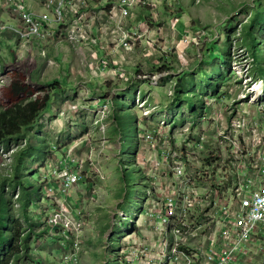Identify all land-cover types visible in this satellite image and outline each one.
Segmentation results:
<instances>
[{
  "label": "built area",
  "instance_id": "2783aa9c",
  "mask_svg": "<svg viewBox=\"0 0 264 264\" xmlns=\"http://www.w3.org/2000/svg\"><path fill=\"white\" fill-rule=\"evenodd\" d=\"M39 2L42 11L37 12L27 0H5V11L17 23L0 21V33L11 31L18 35L28 50L36 44L45 57H49L48 47L64 50L65 43L78 52H89L92 58L85 67L93 77L86 76L87 83L94 77L104 78V83L122 78L131 82L127 79L129 57L157 34L151 25H143L139 13L141 6H153L154 0ZM159 32L163 33V29ZM173 32L166 35L173 36ZM205 34L204 30H187L181 38L184 43L199 44ZM234 64L236 74L245 78L247 95L213 115L206 114V105L200 121L210 116L208 129H183L179 139L161 135V129L141 133L142 140L152 146L164 142L160 147L161 160H150L151 166L161 171L149 175L153 194L149 193L147 199L153 210L148 222L150 234H154L147 243L150 249L133 241L132 255L123 253V264H139L146 255L143 264H264V79L252 80L253 57L246 65ZM169 72L149 77L151 85L158 87L164 80L176 85L182 73ZM139 92L143 95L142 90ZM208 94L209 98L213 96L211 91ZM141 96L137 101L145 105L146 97L143 101ZM48 145L53 152L58 150L55 144ZM5 147L6 152L1 154L8 161L10 177L18 150ZM72 154H68L69 163L67 159L59 160L45 168L54 180V184H48L49 197L57 207L37 223L31 241L35 260L34 253L39 252L35 246L54 240L62 250L57 264H83L84 234L90 220L76 216L68 201L60 202L71 192H80L83 162ZM72 164H76V169ZM158 189L162 193H157L155 200L154 191ZM21 223L29 232V225L23 220ZM37 233L43 236L39 238Z\"/></svg>",
  "mask_w": 264,
  "mask_h": 264
},
{
  "label": "rangeland",
  "instance_id": "374dc122",
  "mask_svg": "<svg viewBox=\"0 0 264 264\" xmlns=\"http://www.w3.org/2000/svg\"><path fill=\"white\" fill-rule=\"evenodd\" d=\"M256 1L259 5H264V0H154L153 6H141L140 20L143 25L149 24L156 29L157 34L154 35L153 40L143 42L138 53L136 52L137 54H133L132 58L128 59L127 69L128 64H131L128 70L132 72L127 73V79L131 77V82H126L122 78L103 82L102 85L99 83L100 88L85 82L86 76L93 77V73L91 74L88 67H85L88 59L92 58L89 52H78L74 46L65 43L64 50L53 51L48 47L49 57H45L36 44L33 45L34 50H28L24 45L22 46L18 35L11 31L0 33L2 53L9 61L13 60L12 48L19 49L21 59L24 57L33 59L36 68L33 79L34 82L40 83L37 86L38 89L41 90L43 87L41 82L48 83L59 78L66 84V92L51 103L50 111L44 115L45 119L42 118L41 123L44 126L37 125L29 130L30 135L27 140L28 142L31 140L35 157L26 176L33 178L34 187H43L44 194L42 197L35 198L31 208L32 215L36 218H33L34 224H37L41 223L40 220L47 213L53 212V209L57 207L49 197L48 184H54V180L49 170L45 169L47 164H57L65 159L69 163L68 154L70 153H73V158L83 162L81 188L86 189L82 192L85 193L88 190L87 197L94 201L86 211L90 226L84 235V249L81 257L83 264H123L125 255L127 257L132 255L133 241L146 245V248L150 249L147 243L154 232L150 234L148 218L153 208L147 198L151 196L149 193L153 194V188L151 181L146 182L145 179H150L149 175L155 172L161 174V171H156L151 166L150 160L152 158L161 160L160 147L164 146V142L159 141L156 147L152 146L142 140V134L148 130L161 129L163 130L161 135L166 134L167 137L179 139L183 129L192 131L194 128L198 131L208 129L209 126L206 123L210 116L202 122L201 117H193V106L189 103V96L194 95L195 92L197 99H204L208 106L207 115L221 113L226 106L234 105L241 97L247 95L245 78L236 74L234 63L246 65L252 57L250 56L252 46L245 34V28L250 24ZM4 4L5 0H0L2 8ZM1 7L0 21L10 25L16 24L17 21ZM161 29L163 33L159 32ZM187 30H204L206 34L200 39L199 44L193 42L187 44L179 38ZM250 30H255L257 42L264 44V35L256 33V31H264V21ZM168 32H173V36L166 35ZM154 44L157 46L154 47ZM227 48L232 57V68L225 66L226 63L221 56L212 58L209 54L211 50L214 52L221 50L226 53ZM260 51L259 57L264 64V48L262 47ZM100 56H103V51ZM203 59H205L204 62ZM50 60L56 62L52 64ZM201 61L202 68H200ZM164 66L170 69L161 71ZM206 70L215 76H222V85L219 89L216 87L220 85L215 82L216 77L210 78ZM256 70L252 65L250 76L254 82L264 79V68H261V72ZM169 71L178 75L186 72L183 83H187V95L183 96L184 102L173 100L174 83L164 80L158 87H153L150 83L149 77ZM5 75L3 70L0 76ZM210 79L216 85L211 84ZM140 90L143 95L140 94ZM210 91L213 94L211 98L208 94ZM140 96L143 101V97H146L145 105L137 101ZM117 97L128 99V109L133 112L129 115L130 130L126 134L134 137L136 125L142 133L140 134L142 141L138 143L136 163L140 164L146 178L141 180L139 174L135 175V185H132L131 190L123 182L125 165L130 166L133 162L129 159L131 153L127 149L124 157L120 158L122 138L113 129L112 103ZM106 103L109 107L105 106ZM59 114L65 118H58ZM133 114L136 115V119ZM63 120L66 127L60 130L58 124ZM40 136L46 138L49 144H55L58 150L53 152L50 149L49 152L46 149L45 154L40 145ZM26 143L25 140L12 143L10 149L19 150L26 147ZM6 150L5 146L0 149V184L9 178L7 174L10 175L8 161L1 154V151L5 153ZM12 154L11 152L10 155ZM72 167L76 169V164H72ZM7 185L6 192L9 199L13 201V211L15 210L17 218L22 220L21 205L16 197L17 194L21 195V189L18 188L19 191L16 194L17 190ZM154 192V198L157 200L156 194L162 193V190L158 189V192L156 190ZM0 217L4 220L7 232V206L2 209ZM4 242L9 243L7 234H5ZM59 246L61 244L58 241L48 240L45 244L35 246L39 252H35L34 255L40 257L44 255L43 251L49 250L48 253L50 257L55 258L56 264L57 259L62 255ZM145 258H148V255L139 264H143ZM32 260L36 261L31 259V263H33ZM50 262H52L51 258H49Z\"/></svg>",
  "mask_w": 264,
  "mask_h": 264
},
{
  "label": "trees",
  "instance_id": "16d2710c",
  "mask_svg": "<svg viewBox=\"0 0 264 264\" xmlns=\"http://www.w3.org/2000/svg\"><path fill=\"white\" fill-rule=\"evenodd\" d=\"M264 21V5H259L258 1L254 4L253 12L251 13V21L249 25H246L245 34L251 42L252 46V56L255 59V68L258 72L261 68H264L263 61L259 57L261 54L263 43L257 42L255 38V30H250L255 28L261 22ZM258 35L263 36L264 31H256ZM230 48V47H229ZM226 50V49H225ZM209 54L212 58H219L226 63L225 66L232 68V57L230 50L227 48L226 53L221 50L214 52L211 50ZM220 54V55H219ZM206 55V54H205ZM13 60L9 61L6 56L2 53V47L0 46V68L1 72H5V76H0V146L7 145L10 148L12 143L20 142L25 140L26 147L20 148L14 156V171L9 178H6L0 184V216L2 215V209L7 206L8 208V224L7 232L4 220L0 217V264H29L32 258L31 241L34 235H36V219L31 212L32 204L35 198L42 197L43 187H34L32 179L30 176H26V172L30 171V164H33L34 147L28 137L30 135V128L43 125L41 123L42 118L50 111L51 103L57 100V97L62 93L66 92V84L60 80H55L52 82H41L42 89H38L39 82H34L33 75L35 73V65L32 58L24 57L20 58L19 49L12 48ZM205 59L202 61L204 62ZM202 61L200 64H202ZM203 64L200 68H202ZM219 67V66H218ZM168 66H164L161 71L169 70ZM13 72H10L12 71ZM211 77H216V81L220 85L213 83L210 79L211 84H215L217 89L222 85V76L210 73L206 70ZM221 71V68H220ZM222 72V71H221ZM261 72V71H260ZM186 72H183L176 80V85L174 87L173 100L177 102H184V97L187 95L186 87L187 83H183ZM184 84V85H183ZM110 85V84H109ZM108 85V86H109ZM210 90H212L210 88ZM215 92V91H214ZM128 99H123L117 97L112 103V118H113V129L117 135L121 136V148H120V158L124 157V152L129 149L131 153L132 163L130 166L125 165L123 182L128 185V189H132L134 184V177L138 175L141 180L146 177L144 175L141 166L136 163L138 156V140L140 138L141 129L138 125L135 128V136L130 137L126 132L130 130V119L129 115L133 113L128 109ZM189 103L193 106V117H202L205 113L206 104L204 99H197V94L189 96ZM136 119V115L133 114ZM40 145L44 149L45 154L46 149L50 152V147L48 141L44 137H39ZM48 152V153H49ZM144 178V179H143ZM145 181H149L145 179ZM7 184L13 186L15 191L20 188L21 195L17 200L21 205V218L29 225L28 229H25L21 223L20 218H17L15 210L12 208V200L9 199L6 189ZM129 195V194H128ZM126 216V215H125ZM34 218V219H33ZM128 227V225H127ZM5 234L8 235L9 243L4 242ZM25 235V236H24ZM37 236L42 237L41 234L37 233ZM35 260V259H34ZM33 261V260H32ZM36 262V261H33ZM40 264L41 262L38 261Z\"/></svg>",
  "mask_w": 264,
  "mask_h": 264
},
{
  "label": "crops",
  "instance_id": "0c3cea01",
  "mask_svg": "<svg viewBox=\"0 0 264 264\" xmlns=\"http://www.w3.org/2000/svg\"><path fill=\"white\" fill-rule=\"evenodd\" d=\"M28 2V5L35 11L37 12H40L42 11V8L40 6V2L39 0H27ZM1 7V6H0ZM2 8V7H1ZM4 9V7L2 8ZM5 10V9H4ZM6 12V11H5ZM4 12V13H5ZM193 30V29H191ZM181 38V37H179ZM51 50H55V49H52L50 48ZM138 53V52H137ZM136 53V54H137ZM130 59L132 58V55L129 57ZM129 65L131 64H128V69H129ZM133 67V66H132ZM127 69V70H128ZM128 72H132L131 70ZM131 78V77H130ZM103 79L102 77H98L96 80L93 79V81H91L89 84H91L92 86H97L98 88H100L101 86L99 85V83H103ZM102 85V84H101ZM93 93H95V91H93ZM61 96V95H60ZM58 118H65L63 115L60 116V114L58 115ZM60 122V121H59ZM62 122V123H61ZM58 125L60 127V130H63L64 127H66V124H65V120L61 121ZM55 187V185L53 186ZM86 188H84V190H82V188H80V192H77V191H74L70 194V196L68 198H63L60 200V202H63V201H68V204L74 208V213L76 216H87L88 214H86V211H88V209L90 208V206H92V201L88 196L89 194V191L87 190L85 193L82 192V191H85ZM86 194V196H84ZM82 195V196H81ZM86 198V200L84 199ZM84 201V202H83ZM88 204V206H87ZM78 212L82 213V214H79ZM86 234V233H85ZM84 234V235H85ZM85 237V236H84ZM49 250L47 251H43L44 255H41L40 257L38 255H35L36 256V259L37 260H40V264H55V258L54 257H50L49 253H48ZM38 256V257H37ZM49 258L52 259V262L49 263ZM36 260V261H37ZM59 258L57 259V262H58ZM56 262V264H57ZM29 264H39L38 262H33V263H29Z\"/></svg>",
  "mask_w": 264,
  "mask_h": 264
}]
</instances>
